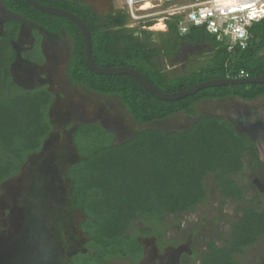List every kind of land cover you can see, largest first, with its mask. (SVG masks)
I'll list each match as a JSON object with an SVG mask.
<instances>
[{
	"label": "trees",
	"instance_id": "1",
	"mask_svg": "<svg viewBox=\"0 0 264 264\" xmlns=\"http://www.w3.org/2000/svg\"><path fill=\"white\" fill-rule=\"evenodd\" d=\"M35 1L65 10L85 24L97 67L134 69L164 94L209 80L235 79L240 72L249 78L264 75V19L250 27L245 49L229 52L202 29L179 37L175 23L169 22L164 44L153 46L152 33L138 31L135 36L136 32L126 27L125 12L103 16L79 0ZM0 2L6 12L45 33L64 34L72 47L67 66L70 83L101 96L117 97L137 126L180 113L195 117L194 106L205 100L253 101L264 96V84H254L206 88L175 102L158 100L131 76L91 72L86 66L82 34L73 22L41 13L26 0ZM19 25L8 19L0 33V186L16 177L30 156L41 152L52 131L49 112L53 96L42 88L22 89L12 79L13 44L18 40ZM183 44L208 46L210 57L206 64L170 79L157 60L174 58ZM70 142L77 159L67 163L62 173L70 194L68 205L82 215L78 227L86 242L85 251L60 264L140 261L143 247L138 240L151 233L141 228L131 233L135 223L151 225L157 231L166 216L193 211L207 196L205 181L209 176L222 201H242L243 190L234 177L243 172L244 157L249 155L253 166L264 164V138L252 140L219 116L200 117L184 131L142 129L120 143H114L113 133L100 124L82 123L72 130ZM262 237L264 211L245 207L231 225L225 245L209 243L200 264H239L236 257Z\"/></svg>",
	"mask_w": 264,
	"mask_h": 264
},
{
	"label": "rangeland",
	"instance_id": "2",
	"mask_svg": "<svg viewBox=\"0 0 264 264\" xmlns=\"http://www.w3.org/2000/svg\"><path fill=\"white\" fill-rule=\"evenodd\" d=\"M79 1L103 16L125 12L122 0ZM8 19L21 24L18 40L13 44L14 83L22 89H46L53 101L49 112L52 131L41 152L30 156L18 175L0 186V264H58L85 251L86 239L78 227L82 215L68 205L70 194L62 173L67 163L77 159L70 136L78 124H100L113 133L114 143H120L142 129L184 131L200 117L219 116L252 140L264 138V96L253 101L205 100L194 106L195 117L180 113L151 125L137 126L117 97L101 96L70 83L67 66L72 47L64 34H47L7 13L0 2V33ZM126 23L136 32L135 36L140 32L128 18ZM150 33L153 46L164 44L163 32ZM210 53L208 46L183 44L174 58L161 57L157 64L172 79L206 64ZM244 163L243 172L234 177L243 190L242 201H222L209 176L205 181L207 196L193 211L166 216L157 231L151 225L135 223L131 233L138 232V228L151 233L138 240L143 256L140 261L117 259L116 263L200 264L209 243L224 246L231 225L240 218L243 208L264 211V164L261 168L251 165L249 155L244 157ZM236 259L239 264H264V237Z\"/></svg>",
	"mask_w": 264,
	"mask_h": 264
},
{
	"label": "built area",
	"instance_id": "3",
	"mask_svg": "<svg viewBox=\"0 0 264 264\" xmlns=\"http://www.w3.org/2000/svg\"><path fill=\"white\" fill-rule=\"evenodd\" d=\"M122 7L140 31L166 33L174 22L179 37L202 29L229 52L245 49L250 27L264 19V0H122Z\"/></svg>",
	"mask_w": 264,
	"mask_h": 264
},
{
	"label": "water",
	"instance_id": "4",
	"mask_svg": "<svg viewBox=\"0 0 264 264\" xmlns=\"http://www.w3.org/2000/svg\"><path fill=\"white\" fill-rule=\"evenodd\" d=\"M34 9L37 11L48 14L56 17H63L73 22L80 30L84 43V51H85V60L87 68L97 74L104 76H116V75H128L134 78L148 93L154 96L156 99L166 102H175L178 100H182L186 97L192 96L197 92L206 89V88H216V87H227V86H235V85H254V84H264V75L254 78H245V79H214L205 82H201L189 89L184 91L172 93V94H164L157 90L142 74L138 71L128 68V67H118V68H100L97 67L91 55V39L90 34L85 26V24L78 19L73 14L58 8H50L43 5H40L35 0H26Z\"/></svg>",
	"mask_w": 264,
	"mask_h": 264
},
{
	"label": "crops",
	"instance_id": "5",
	"mask_svg": "<svg viewBox=\"0 0 264 264\" xmlns=\"http://www.w3.org/2000/svg\"><path fill=\"white\" fill-rule=\"evenodd\" d=\"M4 8V7H3ZM5 10V9H4ZM6 11V10H5ZM8 13V12H7ZM10 14V13H9ZM11 15V14H10ZM13 16V15H12Z\"/></svg>",
	"mask_w": 264,
	"mask_h": 264
},
{
	"label": "bare ground",
	"instance_id": "6",
	"mask_svg": "<svg viewBox=\"0 0 264 264\" xmlns=\"http://www.w3.org/2000/svg\"><path fill=\"white\" fill-rule=\"evenodd\" d=\"M159 29H162V28H160V27H158Z\"/></svg>",
	"mask_w": 264,
	"mask_h": 264
},
{
	"label": "flooded vegetation",
	"instance_id": "7",
	"mask_svg": "<svg viewBox=\"0 0 264 264\" xmlns=\"http://www.w3.org/2000/svg\"><path fill=\"white\" fill-rule=\"evenodd\" d=\"M64 262V261H63ZM61 263V262H60ZM60 263H58V264H60Z\"/></svg>",
	"mask_w": 264,
	"mask_h": 264
}]
</instances>
